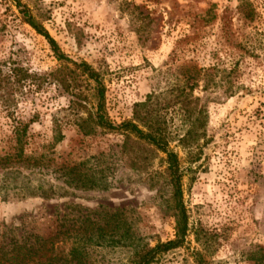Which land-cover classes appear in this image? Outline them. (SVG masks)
I'll return each instance as SVG.
<instances>
[{
  "label": "rangeland",
  "instance_id": "obj_1",
  "mask_svg": "<svg viewBox=\"0 0 264 264\" xmlns=\"http://www.w3.org/2000/svg\"><path fill=\"white\" fill-rule=\"evenodd\" d=\"M16 2L63 56L98 74L113 125L132 120L133 105L146 95H167L175 85L188 94L196 82L191 98L203 111L200 137L166 142L179 163L187 235L154 264L263 261L264 0H0V157L69 193L0 199V232L47 238L83 224L89 212L101 222L102 213L121 210V243L89 246L87 262L126 264L138 246L173 238L165 156L132 137L124 148L121 132L90 122L93 83L54 58ZM57 68L73 71V93L50 80ZM163 115L168 132L183 133L187 123L172 109ZM19 144L28 162L16 157ZM71 167L77 178L86 174L103 188L66 186ZM194 231L205 234V252Z\"/></svg>",
  "mask_w": 264,
  "mask_h": 264
},
{
  "label": "trees",
  "instance_id": "obj_2",
  "mask_svg": "<svg viewBox=\"0 0 264 264\" xmlns=\"http://www.w3.org/2000/svg\"><path fill=\"white\" fill-rule=\"evenodd\" d=\"M15 6L19 9L23 21L46 41L57 61L70 63L74 66V70L76 69L93 83L94 110L87 113V118L94 126L103 130L121 132L125 139L122 143L124 148L126 142L132 137L135 141L150 145L164 154L165 174L171 188V215L174 219L173 238L163 242L157 241L151 247L147 245L138 246L126 261V264H154L159 256L181 247L187 235V218L181 202L179 163L176 154L167 149L166 142H170L172 139H175L176 142H196L200 137L199 127L203 111L201 107L194 104L196 99L191 98V91L196 82L187 86L188 94L184 92V88L175 85L174 89L170 90L167 95L155 93L146 95L142 102L133 105L132 120L113 125L104 113V88L98 74L86 63L77 64L63 56L54 40L45 30L35 24L28 12L21 9L18 2L15 3ZM248 13H246L247 16H249ZM72 73L73 71L66 73L63 68H57L48 76L62 89L70 92L72 89L70 83L74 80V77L71 76ZM195 77V75L191 76L193 80H196ZM226 92L228 96L232 94L229 88ZM168 108L172 109L183 125L187 123L184 125L185 130L182 134H176V132L172 134V132L167 131L163 112H166ZM25 129L26 126L23 125L20 131L21 135L25 133ZM16 141L20 143L19 137ZM16 152V157L20 161L23 159V162H28L31 159L22 156L20 144ZM9 159L7 156L0 157V199L2 201H5L10 195L17 198L52 199L69 194L65 188L53 186L42 180H33L29 174H23L18 169L7 166ZM64 175L66 186H75L76 183H79L81 187L103 188L86 174L82 176V179L77 178L72 167L67 169ZM89 215L83 217V224L70 228L64 227L61 232L58 230L55 235L47 238L33 236L30 240L27 236L21 239L7 235L11 232L9 229L0 232V264H89L87 262L89 246L114 247L120 244L123 238V232L120 231L123 225L121 210L102 213L101 222L90 220ZM97 216H100V213H97ZM193 234L195 242L205 252L208 248V240L205 234H201L199 231H194ZM58 235L61 236L59 239L57 238ZM60 244L64 245L62 250L59 249ZM194 255L197 261H201L200 252L195 251ZM254 264H264V260H255Z\"/></svg>",
  "mask_w": 264,
  "mask_h": 264
}]
</instances>
